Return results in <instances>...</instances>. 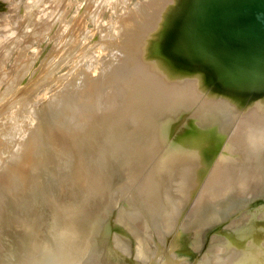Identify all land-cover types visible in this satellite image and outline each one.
I'll use <instances>...</instances> for the list:
<instances>
[{
    "label": "water",
    "instance_id": "water-1",
    "mask_svg": "<svg viewBox=\"0 0 264 264\" xmlns=\"http://www.w3.org/2000/svg\"><path fill=\"white\" fill-rule=\"evenodd\" d=\"M0 264H264V0H186L141 109L26 193Z\"/></svg>",
    "mask_w": 264,
    "mask_h": 264
},
{
    "label": "rangeland",
    "instance_id": "rangeland-1",
    "mask_svg": "<svg viewBox=\"0 0 264 264\" xmlns=\"http://www.w3.org/2000/svg\"><path fill=\"white\" fill-rule=\"evenodd\" d=\"M125 1L129 8H126ZM138 1H141L143 5L145 2L147 3L146 0H144L145 2L143 0H0V139L3 140V133L6 132L4 129L10 123L11 116H16L19 122L25 119L23 120L24 124H27V120L31 121V123L28 122V125H24L22 121L24 126L20 122V126L25 129L22 131H27V134L24 132V134L22 133L23 137H15L12 139L13 141L10 140L11 143H7V148L4 147L3 141H0V145L1 143L4 145L0 147V152L3 147L6 148L5 151L3 150V155L1 154L2 158L0 160V173H4L3 180L5 181L0 188V238L26 193L117 127L115 124H121L141 109L138 104L143 97L139 95L140 99L137 103L135 97L138 93H135L134 90L129 92L131 99L126 103H121L118 98H115L114 100L117 103L114 107L117 112L114 119L109 120L110 122L106 120V124H104L108 127H105L100 123L104 107L88 106L91 105L90 101L94 102V98L99 95L102 98L104 97V87H102L104 85L100 83L99 86L92 84L95 87L90 86L92 91H89L90 87L87 88V85L84 87V89L87 88V92L82 89L86 93L82 92L83 94L80 95H75L70 89L72 86H68V83L71 85L70 82L76 81L77 76L80 74L78 70L82 75L81 67L87 66L90 69L96 64L92 61L93 65L90 63L92 66H89L90 68L84 64V66H81V58L86 62L87 57L84 55L89 56V59L87 58L89 61L93 56L96 58L98 53L97 59L99 60L100 55L105 56L101 50L105 43L104 37L111 33V30L114 31L109 37L112 36L113 38L116 37L114 35L118 34V29L123 31L124 24L122 26L121 19L124 18L122 17L133 6L136 9L137 6L140 7L142 4L137 5ZM185 1L182 0L178 7L176 4L173 5L172 1L167 3L161 25L157 23L156 28L149 31L152 32L147 44L149 57L153 55L156 38ZM133 3L134 5L131 7L130 4ZM123 8H126L124 13L125 9L123 10ZM136 9L131 11L136 13L138 10ZM120 11L123 13L122 16ZM127 14L129 15V13ZM131 14L127 15L124 20L128 21V17H134ZM118 17H121V19L119 20ZM118 20L121 21V27L118 25ZM116 28L118 29L115 30ZM114 32L117 34H114ZM100 41L101 45L99 44ZM90 49L92 50L90 51ZM99 50H101V53ZM95 53L97 54L94 55ZM91 55L93 56L90 57ZM78 61L81 65L78 64ZM93 68L97 73L98 67ZM93 68L90 70L91 72L89 70L88 72L94 74ZM85 71L83 72L85 73ZM73 72L75 78H65ZM88 72L85 79L88 74L87 79L89 78V80L96 76L95 74L92 75L93 77H89L90 73ZM84 73L82 76L80 75L79 79L84 77ZM133 73H136V77L132 76ZM130 76L132 88L141 85L137 79L138 73L136 70H132ZM66 87L69 91L71 90V93L67 91ZM99 87L101 88L99 89ZM64 90L70 95L66 105L60 107L53 105V100L60 97L65 92ZM20 97L26 100L25 103L26 105L29 104L31 111L27 109L28 106L25 110L21 109L22 105L18 104ZM83 103L84 108L82 109L80 105ZM89 108L92 109L89 110ZM22 110L24 112L28 110V114L22 112ZM79 110L82 111L79 112ZM125 110L126 113L123 116ZM72 112L74 116L71 115ZM33 115L38 119L35 117L36 120L33 119L32 121ZM39 118H42L41 120L46 118L47 125L43 131L45 140L41 145L38 142V147H35L32 144V139L39 136L40 124L35 123H41ZM32 125L36 127L34 128ZM28 126H32L34 129ZM29 128H32L33 133L29 132L31 131ZM36 130L38 133L35 132ZM1 134L3 135L2 138ZM27 138L29 139L26 141ZM13 156L16 158L12 159Z\"/></svg>",
    "mask_w": 264,
    "mask_h": 264
},
{
    "label": "bare ground",
    "instance_id": "bare-ground-1",
    "mask_svg": "<svg viewBox=\"0 0 264 264\" xmlns=\"http://www.w3.org/2000/svg\"><path fill=\"white\" fill-rule=\"evenodd\" d=\"M146 1H147V3L143 0V2H145L144 5H143V3H141V1H138V3L136 2L137 5L138 4H140V5L142 4L143 5V6L142 5L141 6L139 5L140 7H138L135 4V6H137V9L138 10L136 9V7L134 8V6H133L134 3H135V1H134L133 4H130L131 7L133 6V8L130 7L131 10L136 9L137 11H136V13H134L133 11H131L129 9L130 11L127 12V13H129V15L131 13L132 14L134 13L133 14L134 17H130L131 19L128 17L127 18V19H129L128 21L127 20H124L125 17H127V15H128L127 13H125L124 14L125 16L122 17L124 19H121V17H118L119 20L120 19L122 20V23H121V21L118 20L119 21V24L118 25L120 26L122 24V26H123V24H124V26L122 27L123 28V31L122 30H119L118 28H116L115 30L118 29V34L119 35L116 32H114V34L115 33L117 34V35H114V36H116L114 38L112 36H111L112 38L109 37L110 34L114 30H111V33H109V31H108L109 34L104 37L105 43L102 46L103 49L101 48L102 54L103 53L105 54L104 57H102L100 55V57H101L100 60L97 59L98 54H99L98 51H97L98 54L97 53L94 54V55L97 54L96 55V58L93 55L90 56V57L93 56V58L90 59L91 61L88 60L89 59L88 58L89 56L84 55V54L83 55L88 58V59L86 58V62L84 61V59L81 58V61H82V65H81L80 64V61H78L79 62L78 63L79 65H81V66L88 65V67L89 66L92 67L91 65H93L92 64V61H93V63H96V64L93 65V67H95V66L98 67L97 68L98 69L97 70V73H95V71H94L95 68H93V67L92 68H93L94 74H93V72L90 73L91 72L90 70L92 68L89 67L90 69H88L87 66H85V67H81L80 68V69H82L81 70L82 71V75L84 73L83 71H85V69L87 68V70L84 73V77H82L81 79H79L82 75H81L80 70H78L80 74L77 72L79 75L78 74H76V75H78L79 77L77 76L78 79L76 78V81L73 80L75 83L72 80H71L72 82L69 81L70 79H72L74 77L73 76L74 72L71 73L72 77H71L70 74H69L70 77L68 75H67V77H65L66 79L70 78L69 80H67V81L70 82V84L71 83L72 84L74 83L73 85L72 84L69 85V83H68V86L69 87L72 86V88H70V89L73 91V93L75 95L83 94L82 92H84V91H82V89L86 91V89L89 88L90 86H92V84H97L98 85L100 83V84H103L104 85V86H102V87H104V89H103L104 97L102 98V96L99 95L98 97L94 98L95 99L94 102L92 101L93 102V105H92V102L90 101V103H91L92 106L91 105H88L90 107H93V106H95V107H101V106H103L104 107V112H103L102 118L100 120V123L102 125H105L106 124L105 123L106 120H108V121L110 120L111 121L115 117V114L117 112L116 109H115V107H114V105H116L115 103H117L114 100L115 98H118L121 103H126V102H128L131 99V95H130L129 92H131L132 90H134L135 93H138V95L135 97L136 98L135 101L137 103H138V101L140 99L139 98V95L141 97H144V92H145V88H146V83H147V78H148V74H149L150 64H151V60H152V57H149L148 54H147V47H148L147 44L149 43V37L152 36V32H149V31L151 29H155L156 26H157V23H160L159 25H161V22H162V20L164 18V15H165L164 9L168 5L167 3H169L170 1H172L173 2V5L176 4L177 7L182 3V0H146ZM124 4H127V2L125 1ZM125 6H127L126 8H129L128 4L125 5ZM121 7H122V5H121ZM126 8H123V10L125 9L124 11L122 9H120V10L123 11V13H124V12H126ZM121 11H120V15L123 14V13H121ZM123 20H124V23H123ZM148 26H149V29L147 30V27ZM101 41H103V40H101ZM101 41L99 43L100 45L102 44ZM95 48H98L99 49L100 47H95ZM92 49H93V47H92ZM92 49H90V51ZM101 50H99L100 53H101ZM87 51L89 52V50H87ZM93 52H95V51H93ZM90 54H91V52H90ZM84 56H83V58H85ZM83 61H84V63H83ZM96 61H98V62H96ZM85 63H87V64H85ZM90 63H91V65H90ZM88 70L90 72H88ZM132 70H136L137 71V73H138L137 79H138L139 83H141V85H139V86H137L135 88H132L131 87V84L132 83L130 82L131 81L130 73H131ZM87 72L90 73V76L89 77H91L92 75L94 76L95 74H96V76H94V77L92 76L93 78H91V80H89V78L87 79V77L89 75L88 74L86 76V79H87V81H86L85 75L87 74ZM132 76L136 77V73H133ZM63 83H64V81H63ZM89 84H91V85H89ZM87 85H88V87L84 89V87H86ZM63 87H65V86L63 85ZM142 87H145V88L141 90L140 88H142ZM93 88H95V87H93ZM100 88L101 87H99V89ZM90 89H91V87L89 88V91H92ZM71 90L69 91V89L67 88V91H69V93H71ZM98 90H94V91H98ZM64 91H65V92H63L64 95L62 93V95L60 97H58V98L55 97L56 100H53L54 101L53 102V105H55L57 107L66 105V103L68 102V98L70 97V95L67 94L68 92L66 90H64ZM86 92H84V93H86ZM82 96H84V95H82ZM76 97H78V96H76ZM81 98H83V97H81ZM18 100H19L18 104L19 105H22V108L21 109L25 110L26 107L28 106L27 109L29 111H31L29 109V104L26 105V103H25L26 100H24V98L20 97ZM28 101H29V99H28ZM142 102H143V98L141 99V102L138 105L139 106H142ZM80 106L83 109L84 108V103L81 104ZM90 109H92V108H89V110ZM23 110H22V112H24ZM28 110H26V111L28 112ZM81 111L82 110H79V112H81ZM27 112H24V113H27ZM77 113H78V111L76 112V114ZM125 113H126V110L123 111V116H124ZM71 115L74 116V113L72 112ZM33 117H34V115H33ZM35 117L34 118L31 117L32 118V121H33V119L36 120ZM25 118H26V116H25ZM10 119H11V120H9L10 123H8L7 127H5V129H4V131H6V132L3 133L1 131L4 134V136L1 134V138L3 136V140L0 139V141H3V143H4L5 146L1 143L0 147L4 146V147L7 148V146H8L7 143L10 140H12L15 137L16 138L17 137H20V138L23 137L24 132L27 134V131H24L23 132L22 130L24 128L20 126L22 124V121L25 120V119H23V120L20 121L21 124L19 122V119L16 116H13V117L11 116ZM28 119L31 120L29 117H28ZM41 119H40L41 123H37V122L34 121L36 124H40V126H39L40 133L38 134L39 136L36 137L37 136L36 135V136H34L36 138H33L32 139V144L35 147H38L37 146L38 142H40V145H41V143L43 144V142L45 140L44 139L43 131H44L47 123H46V118H43V120H41ZM26 120H27V118H26ZM28 122L31 123V121H28L27 120V124H24V121H23V124L24 125H28ZM35 123H34V125H35ZM101 124H99V125H101ZM34 125H32V126H34ZM32 126H28V127H32ZM115 126H118V123L115 124ZM115 126H112V127H115ZM35 127L36 126H34V128ZM105 127H108V126L105 125ZM110 127H111V125H110ZM29 132L30 133H33L32 130L29 131ZM35 132H37V130ZM20 134H21V136H20ZM35 134H33V135H35ZM33 135H31V136H33ZM20 138H18V139H20ZM25 138H26V136H25ZM28 139L29 138H27L26 141ZM20 141H22V140L20 139ZM23 142H25V141H23ZM9 143H11V142H9ZM4 147H3V150L5 151L6 148L4 149ZM3 150L1 151L2 153L0 152V160L2 158L1 154L3 155V152H4ZM14 157L15 156H13L12 159H14ZM3 179H4V173L3 174L0 173V188L3 185V183H5V181Z\"/></svg>",
    "mask_w": 264,
    "mask_h": 264
}]
</instances>
